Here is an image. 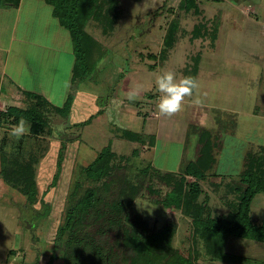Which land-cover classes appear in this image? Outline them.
<instances>
[{"label": "rangeland", "instance_id": "rangeland-1", "mask_svg": "<svg viewBox=\"0 0 264 264\" xmlns=\"http://www.w3.org/2000/svg\"><path fill=\"white\" fill-rule=\"evenodd\" d=\"M159 1L126 3L110 34H105L101 24L92 23L100 28L93 30L100 34L92 36L102 49L95 48L91 54L89 72L83 78L73 77L75 55L69 51L72 37L66 29H59L57 16L41 14L35 19L37 29L29 33L25 10L18 15L11 7L0 8V111L11 105H30L25 93L16 87L45 93L61 106L69 95L75 100L80 89L86 87L98 94V106L109 98L104 110L90 120L84 113L74 117L72 107L67 116L47 110L44 130L33 131L31 121L26 120L30 132L19 140L9 135L13 120L0 114V151L19 163L37 158L34 168L38 188L37 200L30 203L0 175V264H133L146 249L127 236L134 230L152 240L153 253L146 251L142 264H173L180 256L191 264H264L263 241L231 235L224 244L231 260L215 257L208 250L207 240L195 232L185 209L163 204L174 185L167 175H182V163L196 159L202 146L198 132L192 130L187 135L185 155L176 166L181 137L189 123L218 136L216 163L200 180L203 192L198 201L205 202L204 214H227L230 202L239 200V192L230 190L229 184L235 187L240 183L246 154L252 151L264 155V0H247L240 9L234 7L236 0H198L201 14L179 10L180 0H165L161 5ZM254 3L258 14L249 17L241 11ZM132 11L140 14L139 20L129 17ZM217 15L221 25L214 47L209 37L191 38L196 23ZM174 20L180 27L168 58L150 57L160 53ZM32 38L52 46L37 44ZM200 52L198 89L193 97L185 99L181 112L171 118L160 116L169 123L165 146L168 144L167 152L171 150L170 169H175L170 170L156 159V150L150 146L154 136L147 131L155 133L157 119L150 122L145 116L152 111L158 113L156 77L166 70L183 77L185 66L192 64V56ZM41 73L43 78H37ZM133 89L138 90V96L129 101L127 94ZM197 97L201 100L198 105L193 103ZM88 105L89 110L95 109ZM127 106L138 110L141 117L136 122L139 128L132 126L139 131V141L121 136L128 119L122 108ZM234 121L238 126L235 131ZM110 141L118 155L116 165L102 179L89 178L86 167ZM187 180L196 178L189 175ZM132 184L139 185L136 193L129 190ZM92 188L102 207L118 200L125 204L124 216L119 226L102 233L98 228L103 214L89 211L77 225L81 244L69 250L68 241L76 236L69 227L62 234L59 228L66 225L68 211ZM251 218L258 225L264 224V191L253 199Z\"/></svg>", "mask_w": 264, "mask_h": 264}, {"label": "trees", "instance_id": "trees-1", "mask_svg": "<svg viewBox=\"0 0 264 264\" xmlns=\"http://www.w3.org/2000/svg\"><path fill=\"white\" fill-rule=\"evenodd\" d=\"M47 1L53 5L54 15L58 17L60 23L69 30L72 36L75 55L73 77L83 78L89 72L91 54L95 48L96 50L102 49L98 40L86 30V25L89 19H95L98 24H101L103 31L106 34H110L113 28L112 24L115 21V16L111 17V15L114 13L113 6L117 0ZM19 3L20 0H0V6H18ZM178 7L179 10L184 12H194L195 14L203 13V9L200 7L198 0H180ZM178 22V20L170 22L164 37L163 48L158 55L150 54V57L160 58L163 61L168 58L170 50L175 46L178 39L180 27ZM220 25L221 19L219 15L214 16L210 20L203 19V21L194 25L191 31V38L209 37L210 44L214 47L218 39ZM201 58V52L192 56L193 63L185 66L183 77L191 76L197 78ZM23 92L30 100V105H27V107L11 105L6 111H0L3 117L12 119L14 123L23 117L25 120L31 121L33 131H43L44 126L48 124L47 110H54L63 116H67L70 113L73 103V96L71 95L68 96L61 106L55 105L39 92L33 90H24ZM217 120L220 121V117ZM233 125L235 131L238 127L236 121L233 122ZM194 129L198 132L200 144L202 143V146L199 148V154L196 159H190L182 163L180 167L182 175H167L169 181H174V185H172L171 190L163 199V204L165 206L175 205L178 208L185 209V212L193 220L195 232L207 240L208 250L215 257L231 260L232 256L224 251V244L231 235L243 236L264 242V224L258 225L251 218V204L253 199L258 192L264 191V155L259 156L252 151L246 154V168L240 174V183L236 184L235 187L229 184L230 190L234 189L239 192V200L230 202L231 209L227 214L212 217L204 214L205 202H199L198 199L203 192L200 180H204L207 177L209 170L216 163L214 148L217 147L218 136L217 134L213 135L209 129L199 128L194 124L189 125L187 135ZM121 136L129 140H140L139 132L128 129H123ZM133 153L136 152L134 151ZM117 157L118 155L114 152L112 142L110 141L86 167L87 176L97 180L108 176L116 165L114 161ZM0 158V175L3 180L23 193L30 203H34L37 200L38 194L36 170L34 168V163L37 161V158L32 156L33 159L31 158L28 162L19 163L18 160L11 159L4 150L0 151ZM144 171V173H147V170ZM189 175L195 177L196 180L189 182L187 180V176ZM138 186L132 184L129 187L131 193H136L139 188ZM99 202L96 191L93 188L88 189L85 196L76 203L74 208L68 211L66 225L61 226L59 232L62 234L66 227H69L68 230L72 232V236H76L69 239L67 244L69 250H74L76 244H78L76 247L81 244L77 225L78 222H82L85 214H89V211L94 210L96 215L98 213L103 214L99 226L101 230L98 228L99 232L102 231V233H105L108 227L112 226L115 228L121 223L126 209L125 204L118 200L107 203L102 207ZM124 232L127 233L129 231L124 229ZM142 235L138 230L127 234L135 244H139L140 247H146L144 253L141 252L142 254H140L139 259L133 264H142L141 259L143 257L146 258V251L148 254L153 253L151 249V238ZM140 237H143V241L140 240ZM98 252L100 253V251ZM173 264H191V262L188 258L180 256L179 262H174Z\"/></svg>", "mask_w": 264, "mask_h": 264}, {"label": "crops", "instance_id": "crops-1", "mask_svg": "<svg viewBox=\"0 0 264 264\" xmlns=\"http://www.w3.org/2000/svg\"><path fill=\"white\" fill-rule=\"evenodd\" d=\"M120 1L122 2V0H117V2L115 3V5L113 6L114 7V13H112L111 17L112 16H115L116 19L119 18L120 15L122 17L123 9L125 8L126 3H129V2L130 3H133V2H135L137 4V3H142V2H144L146 0H123V5L120 4ZM164 1L165 0H160L159 1V2H161L160 5L163 4ZM236 1L238 3L235 2V5L236 6H234V7L240 9L241 8V4L246 3L247 0H236ZM1 7L2 6H0V8ZM4 7H11L12 9H14V11H16V13L18 15H20L21 13H23L24 10L26 11V13H27L26 14V18H27V31L29 33H33L37 29V20H35V19H39V17L41 16V14H43L45 12H49L50 14H54L53 13V9H54L53 5L51 3H49L47 0H20V3H19L18 6L6 5ZM243 10L245 11V14L247 16L252 17V15H256V13L258 14V5H256L255 3L252 4V5H247V6L245 5L244 6V9H242L241 11L243 12ZM103 11L106 12L105 10H103ZM139 16H140V14L137 11H132V13H131V15L129 17H131L132 19L136 18L137 20H139L138 19ZM223 19H224V12L222 10V21H223ZM92 23H97V21L95 19H89V21H88V23L86 25V30L90 34L96 36V35H98L100 33L98 31L96 32V31H93V30L94 29H97V28L98 29H100V28L103 29V28H102V26H100V28L99 27H95V26H93ZM59 25H60V28H59L60 30L61 29H66L67 31H69L61 23ZM59 29L56 28L57 33L58 34H61V32H60ZM164 32H165V30H164ZM13 39H15V36L14 35L10 39V43H12ZM32 39L37 44L43 45L45 47H50L51 48V46H52V45H50L51 43L50 44L41 43L37 38H32ZM71 42H72V46H69V51H71L72 53H74V43H73V40H71ZM101 45L102 44L100 43V46ZM41 63H43V62H41ZM39 75H42V73L41 74H38L37 78H40ZM41 77L43 78V75ZM84 84L85 83L83 82V85ZM16 88L18 89V91H20L19 89H21L20 92L26 90V89H22L21 87H16ZM80 91L81 92L79 93V95L74 97L75 100H73V104H72L73 106H72L71 114H73L74 117H76V116L77 117H81V113H84V114H86L85 115L86 117L89 115V117L86 118V119H89L93 114L94 115H95V113L96 114H99L102 110H104L105 106L108 105V103H109V102L107 103V101L109 100V98H108L107 101L102 102V106H98L99 104H97V100H96V98L98 97V94L96 92H94V91H92L90 89H87V87L85 89H80ZM15 93H16V91H15ZM6 94L8 95L9 93L7 92ZM41 94L45 95V93H41ZM46 97L49 99L48 96H46ZM89 103H90V105L93 108H95L94 110H89L88 109V107H89L88 104ZM101 107H102V109H100ZM86 109H88V111H86ZM89 111H90V113H89ZM122 111H124V112L126 111L127 114H128L127 115L128 116L127 123L125 125L126 127H124L123 129H128V130H132V131H135V132H139L138 130H135L132 127V126H134L135 128H139V124L137 125V123H136L137 120L139 121V118H141V117L137 116V115H139L138 110H133L132 108H129L127 106V107L122 108ZM152 112H153L152 115L147 114L145 116L146 117V120L151 122L152 120H154V118H155V120L157 119V126L158 127H157L155 133L150 132V131H147V133L152 134L154 136L153 143L150 146H151V148H155V150H156L155 151L156 152V154H155L156 159L158 158V160H160L164 164L163 166H165V168H167V169L169 168L170 169L171 167L169 166V163H170V160H171V155H169V154H170V151L171 150H169L167 152V150L169 149L168 148V144L165 146L166 141L169 139V137L167 135V128H168L169 123H168V120L163 119V118H160V115L156 111H152ZM82 120L83 119H80L79 118V121H82ZM189 125H190V123L187 125V127L184 130L183 135L181 137V142H180L181 150H180V154H179V157H178V161L176 163L177 164L176 165L177 167L179 166V164H181L182 158L185 155V147H186V140H187V130H188ZM161 142H163V143H161ZM146 146H148V145H146ZM165 152H166L167 155L165 154ZM160 155L163 156V160H161L162 157ZM170 170H175V169H170Z\"/></svg>", "mask_w": 264, "mask_h": 264}, {"label": "clouds", "instance_id": "clouds-1", "mask_svg": "<svg viewBox=\"0 0 264 264\" xmlns=\"http://www.w3.org/2000/svg\"><path fill=\"white\" fill-rule=\"evenodd\" d=\"M155 86L160 93L157 104L160 116L171 118L183 110L186 98L193 97L194 91L199 85L196 78L191 76L177 78L176 74L170 70L163 71L155 79ZM138 90H130L127 94L129 101L137 99ZM194 104H200L201 100L197 97L193 100ZM30 132L27 121L21 117L11 126L9 135L19 140Z\"/></svg>", "mask_w": 264, "mask_h": 264}]
</instances>
